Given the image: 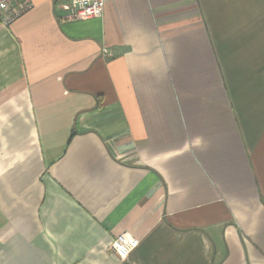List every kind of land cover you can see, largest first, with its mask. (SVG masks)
<instances>
[{"label":"crops","instance_id":"1","mask_svg":"<svg viewBox=\"0 0 264 264\" xmlns=\"http://www.w3.org/2000/svg\"><path fill=\"white\" fill-rule=\"evenodd\" d=\"M31 1L0 23V264H264V0Z\"/></svg>","mask_w":264,"mask_h":264},{"label":"built area","instance_id":"2","mask_svg":"<svg viewBox=\"0 0 264 264\" xmlns=\"http://www.w3.org/2000/svg\"><path fill=\"white\" fill-rule=\"evenodd\" d=\"M106 0H67L63 5L65 19H90L101 17L104 13ZM33 7L31 0H0V23L9 25ZM103 52L112 56L111 51ZM139 240L128 232L116 236L112 243V250L121 258H127L138 246Z\"/></svg>","mask_w":264,"mask_h":264}]
</instances>
